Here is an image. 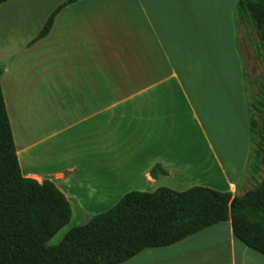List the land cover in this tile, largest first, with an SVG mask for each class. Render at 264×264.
Masks as SVG:
<instances>
[{
  "label": "crops",
  "instance_id": "1",
  "mask_svg": "<svg viewBox=\"0 0 264 264\" xmlns=\"http://www.w3.org/2000/svg\"><path fill=\"white\" fill-rule=\"evenodd\" d=\"M15 1L3 3L7 11ZM162 3L76 0L60 9L41 39L35 40L44 24L25 38L12 37L15 23L0 33V86L21 174L62 193L70 228L127 193L182 192L214 173L232 196L252 191L227 176L180 78L174 56L181 30L170 26ZM227 93L215 118L234 127L237 102ZM239 117L249 133L250 120L242 112ZM229 172L238 174L231 164ZM129 263L264 264V257L223 222L122 264Z\"/></svg>",
  "mask_w": 264,
  "mask_h": 264
},
{
  "label": "trees",
  "instance_id": "2",
  "mask_svg": "<svg viewBox=\"0 0 264 264\" xmlns=\"http://www.w3.org/2000/svg\"><path fill=\"white\" fill-rule=\"evenodd\" d=\"M75 1L57 7L35 40L45 37L60 9ZM236 19L250 21L264 48V0H238ZM252 109L264 121V101ZM250 132L259 138L251 162L256 174L264 169V137L252 116ZM70 217L68 202L51 182L22 176L0 86V264H122L145 249L174 245L223 222H230L233 235L264 257V177L247 197L199 186L182 192L133 191L69 229L58 245L48 246Z\"/></svg>",
  "mask_w": 264,
  "mask_h": 264
},
{
  "label": "rangeland",
  "instance_id": "3",
  "mask_svg": "<svg viewBox=\"0 0 264 264\" xmlns=\"http://www.w3.org/2000/svg\"><path fill=\"white\" fill-rule=\"evenodd\" d=\"M66 1L16 0V6L9 11L7 3L0 5L1 35L9 24L15 23L17 29L12 30L13 33L16 31L13 38L34 36L36 28L44 24L52 10ZM162 5L168 10L170 26L181 30L182 43L175 46L177 50L179 48V53L174 56L175 67L188 86L193 102L201 109L207 133L227 176L254 189L257 181L264 177V169L255 174L251 164L259 138L248 133L239 114L244 113L247 121L252 116L264 137L262 114L254 113L252 109L257 101H264V48L249 20L237 22V0H164ZM24 24L28 29L20 30ZM227 91L237 102L239 112L234 127L223 118H215L218 110L222 113L221 105L227 98ZM230 164L237 169L236 176L229 172ZM199 187L225 191L223 181L215 173ZM69 229L67 224L47 245H58ZM160 252L154 251V254Z\"/></svg>",
  "mask_w": 264,
  "mask_h": 264
}]
</instances>
